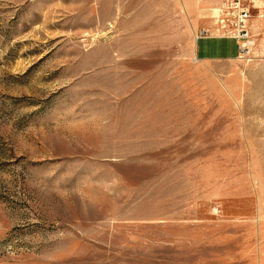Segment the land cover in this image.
I'll return each mask as SVG.
<instances>
[{"label": "rangeland", "instance_id": "rangeland-1", "mask_svg": "<svg viewBox=\"0 0 264 264\" xmlns=\"http://www.w3.org/2000/svg\"><path fill=\"white\" fill-rule=\"evenodd\" d=\"M225 1L0 0V264H264V0L202 58Z\"/></svg>", "mask_w": 264, "mask_h": 264}, {"label": "built area", "instance_id": "built-area-1", "mask_svg": "<svg viewBox=\"0 0 264 264\" xmlns=\"http://www.w3.org/2000/svg\"><path fill=\"white\" fill-rule=\"evenodd\" d=\"M218 18L216 23L223 35L236 39L240 51L249 54L255 45L250 29L252 13L249 6L242 0H226ZM206 33L207 31H202L201 35Z\"/></svg>", "mask_w": 264, "mask_h": 264}, {"label": "crops", "instance_id": "crops-1", "mask_svg": "<svg viewBox=\"0 0 264 264\" xmlns=\"http://www.w3.org/2000/svg\"><path fill=\"white\" fill-rule=\"evenodd\" d=\"M198 53L202 58H233L238 56L239 48L235 40L215 36L202 39Z\"/></svg>", "mask_w": 264, "mask_h": 264}]
</instances>
